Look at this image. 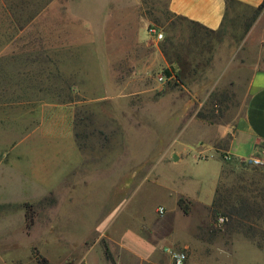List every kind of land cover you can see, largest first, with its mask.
I'll list each match as a JSON object with an SVG mask.
<instances>
[{
	"label": "rangeland",
	"instance_id": "rangeland-1",
	"mask_svg": "<svg viewBox=\"0 0 264 264\" xmlns=\"http://www.w3.org/2000/svg\"><path fill=\"white\" fill-rule=\"evenodd\" d=\"M254 11L228 2L211 29L166 0H48L18 27L0 8V264H112L103 244L117 264H171L166 247L186 264H264L229 219L180 195L206 202L219 186L248 197L262 184L264 166L240 162L264 146L228 148L264 68V44L246 40ZM216 129L229 131L209 142ZM21 140L37 142L36 178L35 155L14 156ZM130 153L146 157L137 179L119 165Z\"/></svg>",
	"mask_w": 264,
	"mask_h": 264
},
{
	"label": "crops",
	"instance_id": "crops-1",
	"mask_svg": "<svg viewBox=\"0 0 264 264\" xmlns=\"http://www.w3.org/2000/svg\"><path fill=\"white\" fill-rule=\"evenodd\" d=\"M166 1L169 10L172 11L173 13L197 21L208 28L217 29L221 26L223 22L225 12L227 10L228 0H166ZM233 1L245 5L252 10L256 9L258 5L262 2V0H233ZM246 38H247L246 40L255 41L259 44L262 43L264 44V6L258 11L256 18L251 23ZM245 94H246L245 101H243V106H242V110H243L242 114L236 120L235 128L232 131V137L230 143L228 144V148H230L231 153L237 157L238 156L245 157L243 156L244 155L243 151L247 153L246 148L250 149L253 152L255 149L264 146V68L255 71L252 74V76L248 79L247 89ZM228 131L229 130L226 129L225 130L216 129L215 133H213L211 138L209 139V142H211V139L214 136H223L224 134H227ZM58 137L60 138L61 136L59 135ZM68 141L71 143V146L74 150L75 142L72 136L67 140V142ZM23 144H26L24 148H22ZM18 145L22 149L17 151L16 154L14 155L19 158L18 161H23L24 159H26L25 152H27L28 150L31 151L30 155L32 153L35 155V156L33 155L34 165L29 167V169L31 170L30 172H28V174L26 172L27 174L26 176L31 175L30 177L36 178L37 176L35 174L37 173V170L35 165L37 159L36 158L37 142L35 140L33 141L21 140L18 142ZM9 150H4L6 154L5 156H7V154L10 152ZM0 152H1L0 154H2L3 156L2 153L3 150H1ZM139 158L141 159L142 157ZM139 158L136 153H134V155L130 153L129 157H126L125 161L123 162H121V160L119 161V165H122L123 163L124 165L128 164V166H126L125 168L129 169L132 179H137V166L139 163ZM143 159H146V157ZM143 159H141V162ZM4 161H5L4 164L1 163L2 166L0 167V175L2 173V168L8 165L7 162L9 160L5 159ZM220 166H221V162L216 175L215 185L218 179ZM72 167H70L69 169L70 173L72 172ZM23 173H25V170H23ZM118 174L120 177L121 166L119 168ZM34 183L36 184L35 181ZM66 195H68L72 199V201H74V197L76 196V193L73 189V186ZM180 195H185L193 202L201 203L206 206H210L213 199L212 196L211 200L203 202L200 201L197 197L196 198L191 197L187 193H182ZM5 201L8 200H2L0 202H5ZM72 201H68V202L70 203ZM123 250H126V246H123ZM132 253L135 254V249L132 250L131 254Z\"/></svg>",
	"mask_w": 264,
	"mask_h": 264
},
{
	"label": "trees",
	"instance_id": "trees-1",
	"mask_svg": "<svg viewBox=\"0 0 264 264\" xmlns=\"http://www.w3.org/2000/svg\"><path fill=\"white\" fill-rule=\"evenodd\" d=\"M47 1L48 0H0L1 16L3 17L5 13L10 14L18 27L25 26L26 22H29L39 12L41 10V6L45 5ZM228 2L235 1L228 0L227 3ZM263 6L264 0H262L256 9H254L255 11L252 17V22L256 18L258 11ZM25 12L30 13L27 18L23 17V13ZM182 17L184 19H188L185 16ZM188 20L189 22L197 25L201 24L191 19ZM201 26H203V24H201ZM240 165L246 166L248 164L242 161L240 162ZM256 168L257 166L252 167L253 170H257ZM257 182L259 183L260 181ZM261 182L262 184L259 187L253 188V190H247L244 186L243 190L246 189V191L249 192L248 197L242 196L238 192L235 194L233 192L220 190V187L217 186L210 208L214 214L220 213L224 218L229 219L230 222L233 223V226L235 224L238 228L237 230L252 240L258 248L264 249V178H261ZM177 205L185 214L189 212L188 201H186L182 196L178 197ZM33 220V213H27V228L32 226ZM103 251L105 257L112 264H117L106 244H103Z\"/></svg>",
	"mask_w": 264,
	"mask_h": 264
},
{
	"label": "built area",
	"instance_id": "built-area-1",
	"mask_svg": "<svg viewBox=\"0 0 264 264\" xmlns=\"http://www.w3.org/2000/svg\"><path fill=\"white\" fill-rule=\"evenodd\" d=\"M147 32L149 36L157 41L163 38V34L160 29L154 25H151ZM160 80H163V76L159 77ZM244 163L251 166H264V151H258L256 155H252L248 158L242 160ZM158 213H163V208H159L157 210ZM220 221L223 220V217L219 218ZM166 252L169 254L171 259V264H186L187 262V254L183 249H173L166 247Z\"/></svg>",
	"mask_w": 264,
	"mask_h": 264
}]
</instances>
